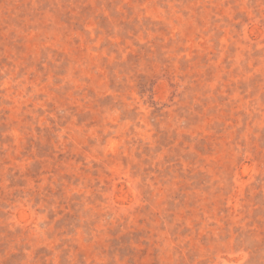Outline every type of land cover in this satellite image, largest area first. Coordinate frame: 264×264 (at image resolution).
<instances>
[{"label": "rangeland", "instance_id": "rangeland-1", "mask_svg": "<svg viewBox=\"0 0 264 264\" xmlns=\"http://www.w3.org/2000/svg\"><path fill=\"white\" fill-rule=\"evenodd\" d=\"M0 264H264V0H0Z\"/></svg>", "mask_w": 264, "mask_h": 264}]
</instances>
